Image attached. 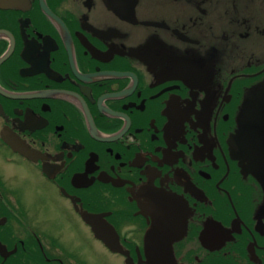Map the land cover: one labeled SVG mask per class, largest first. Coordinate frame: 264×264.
I'll return each instance as SVG.
<instances>
[{
  "label": "flooded vegetation",
  "instance_id": "af4514ba",
  "mask_svg": "<svg viewBox=\"0 0 264 264\" xmlns=\"http://www.w3.org/2000/svg\"><path fill=\"white\" fill-rule=\"evenodd\" d=\"M0 264H264V0H0Z\"/></svg>",
  "mask_w": 264,
  "mask_h": 264
},
{
  "label": "water",
  "instance_id": "95a60500",
  "mask_svg": "<svg viewBox=\"0 0 264 264\" xmlns=\"http://www.w3.org/2000/svg\"><path fill=\"white\" fill-rule=\"evenodd\" d=\"M255 93V92H254ZM253 93V94H254ZM246 131L249 132L250 131V124L247 121L241 120L238 123V130L236 131V135L235 138L238 139V141H240L241 139H243L242 133ZM248 137H244V140H246ZM252 138H255L254 136ZM251 138V139H252ZM250 138H248L249 140Z\"/></svg>",
  "mask_w": 264,
  "mask_h": 264
}]
</instances>
